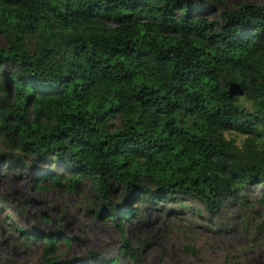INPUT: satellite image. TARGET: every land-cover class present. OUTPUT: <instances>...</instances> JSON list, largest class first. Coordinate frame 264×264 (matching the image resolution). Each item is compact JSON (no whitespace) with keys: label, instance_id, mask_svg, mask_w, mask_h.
<instances>
[{"label":"trees","instance_id":"16d2710c","mask_svg":"<svg viewBox=\"0 0 264 264\" xmlns=\"http://www.w3.org/2000/svg\"><path fill=\"white\" fill-rule=\"evenodd\" d=\"M0 36V165L55 163L52 186L71 193L90 181L131 264L144 263L123 221L141 201L218 213L264 190L263 7L0 0ZM230 133L247 137L241 147ZM26 235L46 243L39 264L120 261L61 262L59 236Z\"/></svg>","mask_w":264,"mask_h":264},{"label":"rangeland","instance_id":"374dc122","mask_svg":"<svg viewBox=\"0 0 264 264\" xmlns=\"http://www.w3.org/2000/svg\"><path fill=\"white\" fill-rule=\"evenodd\" d=\"M225 2L230 9L242 4L264 8V0ZM209 18H218L217 12ZM0 48H5L1 36ZM227 138L241 147L247 137L230 133ZM0 153H7L2 137ZM28 162L31 170L21 164L0 165V264H39L46 243L29 239L26 233L59 236L61 262L92 263L95 252L101 255L97 259L119 258L118 264H131L120 257L122 243L116 225L97 216L99 203L90 181H84L77 192H67L64 187H53L48 176L63 174L57 164ZM245 199L228 201L218 213L189 198L141 201L123 226L144 264H264V190Z\"/></svg>","mask_w":264,"mask_h":264}]
</instances>
